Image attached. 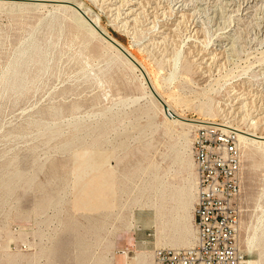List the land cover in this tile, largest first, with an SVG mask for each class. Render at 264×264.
Here are the masks:
<instances>
[{
    "label": "rangeland",
    "instance_id": "rangeland-1",
    "mask_svg": "<svg viewBox=\"0 0 264 264\" xmlns=\"http://www.w3.org/2000/svg\"><path fill=\"white\" fill-rule=\"evenodd\" d=\"M73 1L101 17L179 115L256 122L264 134V0ZM149 92L71 9L0 3V264H110L128 248L154 259L156 248L190 247L172 245L185 229L195 243L193 130L168 121ZM85 150L102 155L79 166ZM111 172L115 195L99 192L114 208L91 209L90 184ZM241 181L240 246L260 261L246 239L264 226V157L244 147Z\"/></svg>",
    "mask_w": 264,
    "mask_h": 264
},
{
    "label": "built area",
    "instance_id": "built-area-1",
    "mask_svg": "<svg viewBox=\"0 0 264 264\" xmlns=\"http://www.w3.org/2000/svg\"><path fill=\"white\" fill-rule=\"evenodd\" d=\"M196 241L183 249L156 248L154 264H248L240 246L243 142L220 125L195 129Z\"/></svg>",
    "mask_w": 264,
    "mask_h": 264
},
{
    "label": "bare ground",
    "instance_id": "bare-ground-1",
    "mask_svg": "<svg viewBox=\"0 0 264 264\" xmlns=\"http://www.w3.org/2000/svg\"><path fill=\"white\" fill-rule=\"evenodd\" d=\"M5 1H7V2H5ZM19 2H21V4L23 3L24 5L30 4V5H38V6L47 5V3H50V4L52 3L53 6H56V7H65V8L71 9L73 11L74 15H75V20L78 23V25H80L81 27L85 28L86 30H88L92 34H95L97 37H99L100 39L105 41L107 43V45H109L111 48L115 49L122 57H124L126 62L129 65H131L135 71L140 73L142 81H143V85L145 87H147V89H150L149 84H151L152 88L155 90V92L158 94V96L168 106V112L171 115H173V116H170L168 114V112L165 111L164 106L157 100V98L153 95V93L150 90L151 93L150 92L149 93H150L152 99L159 105L160 110L167 117L168 121H170L173 124L178 123L181 126H187L189 129L193 130V132L195 131V129H198L201 126H207V125H210V124L220 125V126L225 127L228 130H235V131H237V133L240 136L241 141L243 142L244 151L246 152L248 157H252V156L257 155V154H261L264 157V134H260L259 135L253 129L255 127L254 125L256 124V122H253L251 124L252 128H248L247 130H244L240 126L236 127V126H233V125H230V124L218 123V122H216L215 120H212V119H204V120H202V119H189V118L183 117V116L179 115L177 112H175L173 110L172 106L164 99V97L162 96L160 91L157 90V88H156V86L154 84L152 75L149 72V69L126 46H124L115 37H113L111 35V33H109V31L107 29L102 27L101 17L96 15V14H93L90 7L86 6L82 2H76V1H73V0H0V3H13V4H16V3H19ZM25 2H34V3H25ZM54 3L56 5H54ZM61 3H63V4H61ZM69 6H72L76 10H74L73 8H71ZM132 13H133V9L131 8L128 11V13H126V14L127 15H132ZM137 15H138V13H137ZM102 33L104 35H107L111 39H113L120 46H122L139 63V65L143 68L144 72L141 73V71L139 70V68L137 66H135L131 61H129L112 44L108 43L103 38V36H102L103 34ZM178 55H176V57L173 59V61H174L173 67H174V70L177 71V72H178V69L180 68L179 67V62H180L179 61L180 60L179 57L180 56H178ZM173 74H172V76H173ZM175 77H176V75H175ZM147 80H148V82H147ZM185 135L186 134H183V136L187 139V137ZM91 154H92V156H97V155H102V152L101 151H96V150H91V151L85 150V151H82V152H77V153H75V161H77L75 163H77V165L81 166V165H86L88 162H92L93 160H91V157L89 156ZM111 156H112V154H111ZM94 162H95V167H96L95 171L100 172L102 170V161H101V159H98V161L94 160ZM191 165H193V162H191ZM76 172H77V168L75 167L74 174H76ZM196 174H197V172H196ZM109 175H111V178L108 179V180H106L104 178L105 176H102V177H99V178L95 179L90 184L89 189H88V193L90 192L92 200L88 203V205H89V207L91 209L97 210L100 207H111L112 209L114 208L115 203H113V204L110 203V202H108V203L104 202L103 203V199L101 198V195H100V192H99V190H105V189L109 188L110 190H112L114 192V195H115V190H114V187H115V184H114V172L109 173ZM182 196H183L182 200H180V203H179V210L181 212H183L184 214H186L189 211V208L191 207L190 203L187 201L188 196H189V190L188 189L183 190ZM196 201H197V191H196ZM195 205H196V203H195ZM191 223L194 225V215H191ZM192 235L193 234H192V232L189 229L188 230L185 229V231L183 233V236L180 237L178 239V241H175V243H172V245L173 246H178V247H184V246L192 247L194 245V244L191 245V243H192V240H191ZM118 240L119 239H117L116 241L113 242V247L114 248L117 247ZM246 247L249 250H251V251L258 250L259 253H260V259H261L260 261L248 260V264H258L260 262L262 264H264V226H263L262 233H261L259 238H257L256 235H253L252 237H249V238L246 239ZM116 255L117 254L115 252H113L111 254V256L109 257V259L111 261L110 264H114ZM121 255L125 259L128 260V263H131V264H133L136 260H140V259L143 260L142 264H148V260L153 258V255H152V253L150 251L149 252H146V251H143V252L140 251L139 252V251L132 250L130 248H128L127 250L122 251ZM8 260H9L8 264H19L13 258H8Z\"/></svg>",
    "mask_w": 264,
    "mask_h": 264
},
{
    "label": "water",
    "instance_id": "water-1",
    "mask_svg": "<svg viewBox=\"0 0 264 264\" xmlns=\"http://www.w3.org/2000/svg\"><path fill=\"white\" fill-rule=\"evenodd\" d=\"M103 34V33H102ZM103 38L110 44H112L116 49H118L129 61H131L135 66H137L139 68V70L142 72L143 68L139 65V63L122 47L120 46L118 43H116L113 39H111L110 37H108L107 35H102ZM148 82V80H147ZM150 90L153 93V95L157 98V100L164 106L165 111L168 112V106L165 104V102L158 96V94L155 92V90L152 88L151 84H149ZM168 114L170 116L171 115L169 112Z\"/></svg>",
    "mask_w": 264,
    "mask_h": 264
},
{
    "label": "crops",
    "instance_id": "crops-1",
    "mask_svg": "<svg viewBox=\"0 0 264 264\" xmlns=\"http://www.w3.org/2000/svg\"><path fill=\"white\" fill-rule=\"evenodd\" d=\"M154 262V259H149L148 260V264H153ZM143 263V260H136L133 264H142ZM114 264H131V263H128V260L125 259L121 254L120 255H116V258H115V261H114Z\"/></svg>",
    "mask_w": 264,
    "mask_h": 264
}]
</instances>
